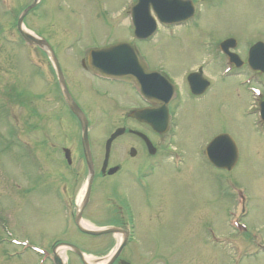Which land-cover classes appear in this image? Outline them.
<instances>
[{"label": "rangeland", "instance_id": "obj_1", "mask_svg": "<svg viewBox=\"0 0 264 264\" xmlns=\"http://www.w3.org/2000/svg\"><path fill=\"white\" fill-rule=\"evenodd\" d=\"M134 1L42 0L25 18L24 26L45 37L60 58H74L73 52L85 53L82 57L86 58L89 49L131 41L129 10ZM191 1L196 8L193 23L176 29L173 35L170 31L157 33L147 51L148 59L145 57L149 67L165 65L182 88L185 75L199 62H207L203 48L195 57L199 36L202 41L207 37L216 42L233 38L240 46L256 40L264 42V0ZM32 2L0 0V264H40L36 253L18 246L20 236L37 239L39 231L34 200L26 197L27 207L20 210L21 190L34 181V162L28 155L32 145L19 144L13 127L20 125L18 117L33 118L37 93L34 67L45 57L39 53L34 59V51L21 48L8 37L14 20ZM170 36L176 37L170 40ZM189 58L188 65L177 67L176 61ZM221 67L215 73L207 70L212 91L190 117V109L187 115L181 111L184 120L171 124L167 136L174 139L169 155L165 160L157 157L158 170L149 179L140 180L143 185L149 184L148 196L155 207L139 247L142 257L153 259L151 264H264V138L256 132L257 101L249 90L257 86L241 88L244 75L221 78ZM72 73L86 82L90 80L83 72ZM6 81L16 83L11 87L13 100L9 98V103L4 100ZM19 90L29 100L22 115L15 97ZM126 97L121 93L114 98L117 105H99L92 111V133L99 129L109 133L121 124L125 108L133 103L131 95V99ZM64 119L69 130L79 136L78 125L69 113H64ZM223 133L231 136L239 152L232 171L214 168L206 157L208 144ZM2 217L7 218V226L2 224ZM104 222L109 224L110 219L105 217ZM115 238L107 236L105 246L93 247L88 254H106L115 245ZM65 259L69 264L76 263L70 253Z\"/></svg>", "mask_w": 264, "mask_h": 264}, {"label": "flooded vegetation", "instance_id": "obj_2", "mask_svg": "<svg viewBox=\"0 0 264 264\" xmlns=\"http://www.w3.org/2000/svg\"><path fill=\"white\" fill-rule=\"evenodd\" d=\"M183 26L186 25L180 27ZM175 37L172 36L169 39L172 40ZM199 38L198 54L195 57L201 55L199 53H202L204 49V53L207 54V62H199L194 69L185 75L183 82L185 87L182 88L176 77L172 75L173 73L171 74L165 69V65L158 63L157 66L149 67L145 60V57H148L147 51L154 37L139 40L134 35L131 36V41H129L131 47L138 54L140 60L147 64V67H143V63L133 57L140 67V72L137 73L135 79L150 85L147 88L148 92L144 95L147 100L140 95L132 80L102 78L93 73L88 66V57H82L84 53L73 52L74 58L58 57L62 80L89 123L91 122L92 111H96L97 106H105L110 103L117 105L118 103L115 102L114 98L119 94L122 93L123 96L126 95V98L129 97L130 99L132 97L133 101L127 106L125 114L119 122L121 124L118 123L119 125L114 129H123L124 132L113 142L114 147H112L106 168L104 150L107 139L106 132L102 129L93 133L89 132L94 178L86 201L85 192L90 174L83 153L81 138L68 130L64 124L63 113H70L71 119L78 125L80 121L68 108L63 88L60 85L57 67L47 58H44V68L40 66L35 69L37 93L34 100V110H32L33 118L30 116L31 119L24 118V116L18 117L20 119L19 142L25 145V138L31 137L29 143L32 145V149L28 155L33 158L34 162V181L21 190L23 196H20L22 197L20 210L22 211L27 207L26 203L24 204L26 197L29 200H34L36 205L34 210L35 222L39 233L37 239L34 238L35 240L31 236L29 237L36 246L47 250L46 261L49 264H55L53 256L55 249L60 245H71L75 248L66 251V255L70 253L76 261L75 264H84L78 252L88 254V251L92 250L93 247L100 249L105 246L104 239L107 236H92L84 232L81 228L84 223H87L90 229L114 226L124 232L123 250L112 264H151L153 262V259H146L148 255L142 257L140 253V248H142L141 236L147 224L150 223L155 209L150 196H148L149 184L143 185L140 180L148 178L154 172L157 157V159L167 158L172 139L167 137L168 131L160 133L141 123L133 116L134 112L147 109L161 110L163 105H166L169 114V126L174 122L184 120L180 115L181 111L187 115L190 109L188 116L190 117L191 114L195 113V108L213 89V83L207 74V70L215 73L221 66V70L225 71L227 76L239 77L246 74L251 83L264 86V73L254 72L248 63L249 53L253 46L258 43L264 44V42L256 40L244 46L237 44L232 51L242 61H239L240 65L236 67L234 64H230L221 52L222 58H219L216 41L206 40L207 37L202 41L201 36ZM256 52L258 58L264 60V47L257 48ZM131 55L133 56V53ZM190 59L185 62L176 61L177 67L182 68L188 65ZM148 70L160 73L175 86L174 93L168 102V90L165 86V89L162 90L160 78L149 77ZM72 71L83 72L90 80L86 82L79 74H74ZM193 73L198 74L192 80L194 89H202V76L209 81L208 88L202 94L196 95L190 89L188 78ZM153 83L159 84V88L155 87L154 90ZM14 85L16 83L6 81L4 100L7 103L10 101L9 98H12L9 93L13 91L11 87ZM20 92L21 90L16 92L18 97H15L18 100L17 107L23 112L19 114L22 115L26 112V108L28 109L26 105L29 100H26L24 93ZM84 99L87 100L86 103L83 101ZM263 102L264 94L261 93L258 98V110ZM46 105L48 108H44ZM179 111L180 113H178ZM155 121L159 125L158 127L163 129L164 121L167 123V113L165 116L160 111L156 114ZM261 129L264 136L263 123ZM137 132L144 134L147 138L141 137ZM110 135L111 133L108 134V136ZM124 137L128 138L122 140ZM150 143L153 149L149 147ZM151 152L155 154L152 155ZM115 167L118 168L117 172L109 175L108 171ZM130 191L135 196H132ZM145 198H149V201ZM114 199L115 201H113ZM105 217L110 219L109 224L104 222ZM144 217L148 219L146 218L147 220L144 221ZM51 236L57 237L52 238ZM115 239V245L109 248L106 254L96 256L97 259H101L117 249L119 244L117 237ZM96 240L97 242L93 243ZM70 260L72 261V259ZM66 264L69 263L66 261Z\"/></svg>", "mask_w": 264, "mask_h": 264}, {"label": "water", "instance_id": "obj_3", "mask_svg": "<svg viewBox=\"0 0 264 264\" xmlns=\"http://www.w3.org/2000/svg\"><path fill=\"white\" fill-rule=\"evenodd\" d=\"M38 4H39V0H34L33 3L24 10V12L21 14L18 20V27L21 32V35L27 42L33 43V44L35 43L36 45L40 46L44 50L51 52L52 58L55 59L53 51L51 50L50 46L47 44L45 40L38 39L32 36L31 34L25 32L22 28L24 18L31 10L36 8ZM151 7L153 8L158 19L161 22H165V23H175V22L187 20L191 18L194 13V6L191 1L139 0V3L136 9L138 13H140L139 19H141V21H147L149 25L148 35L152 34L155 30V21L149 15V8ZM138 28L139 29L142 28L141 22H138L137 29ZM232 42L233 41H226L225 43H223L222 47L224 48V50H226L227 49L226 47ZM89 61H90V67L92 70H94L95 72L99 74L105 75V76L133 78L137 76L138 72H140L139 65H137L133 56L130 55V50L125 44L115 45L105 50L93 51L89 57ZM156 84L157 83L152 84L154 90H155V87L159 88V84L158 85ZM160 84H161L160 88L164 90L166 85L163 84L161 80H160ZM139 85L143 93L148 92L147 88H149L150 86L149 84L140 82ZM66 98L71 107V110L81 122L82 131H83L84 152H85V155L87 156L89 167H92V163L90 160V148H89V143H88V138H87L88 122L83 112L80 110L77 104L72 100L68 92H66ZM147 115H148L147 112H142V113L136 114L135 116L138 117L140 120H142V122H146L156 129L157 128L156 123L152 121V119L148 118ZM123 132L124 130H121V129L117 130L107 141L105 165L107 164L111 145L113 141L117 137H119ZM206 153H207V157L210 160V162L215 167L220 168V169H225V170L230 171L235 167L238 161V150H237L236 144L233 141V139L229 135H226V134L216 137L207 147ZM116 170L117 169L111 170L109 174L115 173ZM91 181H92V177L89 180V185ZM86 196H88V192ZM90 233L94 235H103V234H110V233H123V231L117 230V229H107L101 232H90ZM117 255H118V252L115 254L111 262L115 260ZM81 257L83 256L81 255Z\"/></svg>", "mask_w": 264, "mask_h": 264}, {"label": "bare ground", "instance_id": "obj_4", "mask_svg": "<svg viewBox=\"0 0 264 264\" xmlns=\"http://www.w3.org/2000/svg\"><path fill=\"white\" fill-rule=\"evenodd\" d=\"M89 262L91 261V260H88ZM92 262V261H91Z\"/></svg>", "mask_w": 264, "mask_h": 264}]
</instances>
